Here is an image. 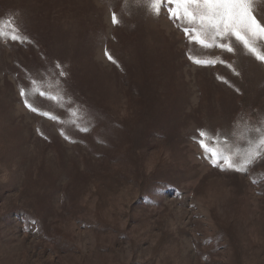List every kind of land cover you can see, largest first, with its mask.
I'll list each match as a JSON object with an SVG mask.
<instances>
[{
	"label": "rangeland",
	"instance_id": "374dc122",
	"mask_svg": "<svg viewBox=\"0 0 264 264\" xmlns=\"http://www.w3.org/2000/svg\"><path fill=\"white\" fill-rule=\"evenodd\" d=\"M4 19L24 39L0 41V264H264V152L222 171L198 143L247 147L264 62L148 0H0Z\"/></svg>",
	"mask_w": 264,
	"mask_h": 264
},
{
	"label": "snow or ice",
	"instance_id": "6c2138e0",
	"mask_svg": "<svg viewBox=\"0 0 264 264\" xmlns=\"http://www.w3.org/2000/svg\"><path fill=\"white\" fill-rule=\"evenodd\" d=\"M148 8L155 15H160L163 11L173 22H181L180 26L190 42L203 48L219 47L231 53L234 51V40L256 60L264 62V23L257 18L254 0H148ZM112 23H119L115 13L112 14ZM5 28L8 30L5 31ZM8 39L21 42L24 39L13 19L0 20V41L6 42ZM105 55L116 63L107 51ZM189 59L203 66H213L216 63L213 60L194 59L192 56ZM56 67L61 66L58 64ZM59 75L64 76L66 73L61 70ZM20 95L26 97L27 93L21 89ZM40 95L44 93L41 92ZM24 102L32 112H38L27 99ZM42 114L48 116L46 112ZM49 118L56 119L55 116ZM245 131L255 135H249L247 147L241 150L238 145L234 148L226 147L228 141L226 138L221 140L222 134L200 130L198 143L205 154L204 158L222 171H246L264 152V124H246Z\"/></svg>",
	"mask_w": 264,
	"mask_h": 264
}]
</instances>
